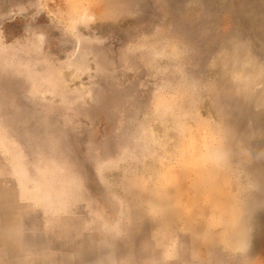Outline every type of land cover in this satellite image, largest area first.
<instances>
[{
    "label": "rangeland",
    "instance_id": "obj_1",
    "mask_svg": "<svg viewBox=\"0 0 264 264\" xmlns=\"http://www.w3.org/2000/svg\"><path fill=\"white\" fill-rule=\"evenodd\" d=\"M263 95L264 0H0V264H264Z\"/></svg>",
    "mask_w": 264,
    "mask_h": 264
},
{
    "label": "bare ground",
    "instance_id": "obj_2",
    "mask_svg": "<svg viewBox=\"0 0 264 264\" xmlns=\"http://www.w3.org/2000/svg\"><path fill=\"white\" fill-rule=\"evenodd\" d=\"M238 1H239V0H238ZM241 3H242V2H241ZM253 3H254V2H253ZM244 4H246V2H245ZM237 5H238V4H237ZM241 5H243V3H242ZM244 6H245V5H244ZM244 6H243V7H244ZM254 6H255V5H254ZM239 7H241V6L238 5V8H239ZM241 8H242V7H241ZM254 10H256V9H254ZM238 11H239L240 14H241V11L243 12V9H241V11H240V10H238ZM249 11H250V10H249ZM249 13H250V12H249ZM254 14H255V13H254ZM241 15H244V14H241ZM249 15H250V14H249ZM255 15H256V14H255ZM244 17H245V16H244ZM246 20H247V19H246ZM251 20H252V19H251ZM258 26H259V25H258ZM256 29H257V28H256ZM259 29H260V28H259ZM254 30H255V29H254ZM257 30H258V29H257ZM236 49H238V48H236ZM236 49H233V51L236 50ZM241 50H242V49H241ZM240 52H241V51H240ZM240 52L237 53L238 56H239V53H240ZM245 52H246V51H245ZM245 52H244V53H245ZM234 53H235V52H234ZM228 54H229V53H228ZM228 54H227V55H228ZM242 54H243V52H242ZM246 54H247V52H246ZM231 55H232V53H231ZM233 55L236 56V54H233ZM233 55H232V56H233ZM234 56H233V58H235ZM238 56H237V57H238ZM237 57H236V58H237ZM239 57H240V56H239ZM242 57H243V55H242ZM247 57H248V55H245V60H246V61L249 60V58L247 59ZM236 58H235V59H236ZM243 58H244V57H243ZM243 58H242V61H244ZM225 63H227V62H225ZM240 64H241V63H240ZM236 65H237V64H236ZM222 66H223V65H222ZM229 66H230V65H229ZM234 66H235V65H234ZM238 67H239V66H238ZM236 68H237V67H236ZM240 68H242V66H241ZM244 68H245V67H244ZM247 68H249V71L251 72V70H250L251 68H250V67H247ZM253 69H254V68H253ZM258 69H259V68H258ZM233 70H234V69H233ZM233 70H232L231 72H233ZM255 70H257V69H255ZM253 71H254V70H253ZM253 71H252V74L255 75L256 73L253 72ZM237 72H238V71H237ZM242 72H243V69H242ZM240 73H241V72H240ZM240 73H239V74H240ZM254 73H255V74H254ZM229 74H230V73H229ZM232 74H233V73H232ZM235 74H236V76H237V73H235V71H234V76H235ZM241 74H242V73H241ZM241 74H240V75H241ZM230 75H231V74H230ZM256 75H257V74H256ZM256 75H255V76H256ZM260 75H261V74H260ZM238 76H239V75H238ZM240 77L243 78L244 76H240ZM240 77H239V78H240ZM247 77H248V75H247ZM228 78H229V77H228ZM244 78H245V77H244ZM258 78H259V77H258ZM248 79L250 80V79H252V77H251V78H248ZM243 80H245V79H243ZM246 80H247V79H246ZM249 80L244 81V82H242V80H241V83H243L242 86L245 85L244 87L246 88V85H247L249 82H251V81H249ZM252 80H253V79H252ZM256 80H257V79H256ZM254 81H255V80H254ZM233 82H234V81H233ZM257 82H258V81H257ZM228 83H230V82H228ZM241 83H240V85H241ZM245 83H246V84H245ZM259 83H260V80H259ZM234 84H235V83H234ZM251 84H252V82H251ZM251 84H250V85H251ZM256 84H258V83H255V86H256ZM236 85L238 86V84H236ZM250 85H248V86H250ZM253 85H254V84H253ZM255 86H252V88L255 87ZM260 86H261V85H260ZM262 86H263V85H262ZM256 87H258V86H256ZM256 87H255V88H256ZM249 88L251 89V87H249ZM235 89H236V88H235ZM240 89H241V88H240ZM231 90H232V89H231ZM245 90H246V89H245ZM247 90H248V89H247ZM261 91H262V90H261ZM232 92H234V91H232ZM238 92H239V91H238ZM238 92L235 91L234 93L238 94ZM244 92H245V91H243V94H242V96L240 97V102H241V101H244L245 99H248V100L251 101V99H252L253 97H254L255 99H256V97H258V96H253L255 93L252 95V90L247 91L245 94H244ZM259 93H260V92H259ZM227 94H229V93H227ZM261 94H262V93H261ZM261 94H260V95H261ZM239 95H240V94H238V96H239ZM260 95H259V96H260ZM261 96H262V95H261ZM261 96H260V97H261ZM260 97H258V98H260ZM236 98H237V97H236ZM262 98H263V100L261 99V100L259 101V104H260L262 101L264 102V95H263ZM252 100H253V99H252ZM235 101H236V100H235ZM257 101H258V99H257ZM236 103H237V102H236ZM256 103H257V102H256ZM241 104H243V102H242ZM254 104H255V103H254ZM254 104H253V106H254ZM261 104H262V103H261ZM249 105H250V104H249ZM256 105H257V104H256ZM243 106H244V104L242 105V108H243ZM247 106H248V105H247ZM248 107H249V106H248ZM250 107H251V106H250ZM254 107H255V106H254ZM256 107H257V106H256ZM256 109H258V107H257ZM256 109H255V110H256ZM260 109H262V108H260ZM242 111H243V109H242ZM244 111H245V110H244ZM244 111H243V112H244ZM263 112H264V111H263ZM248 114H249V112H248ZM256 114H257V113H256ZM258 114H259V115H262V112H261V114H260V113H258ZM253 116H254V114H253ZM243 118H244V117H243ZM249 118H250V117H249ZM241 121H242V120H241ZM241 121H240V122H241ZM247 121H248V120H247ZM247 121H246V122H247ZM246 122H245V124H246ZM249 123H250V122H249ZM249 123H248V124H249ZM238 125H239V123H237V126H238ZM240 125H241V124H240ZM245 126H247V124H246ZM242 128H245V127H242ZM241 130H242V129H241ZM241 130H240V131H241ZM247 130H248V129H247ZM247 130H246V131H247ZM251 130H252V128H251ZM243 131H244V130H242L241 132H243ZM238 133H240V132H238ZM243 134H244V133H243ZM252 134H253V132H252ZM248 135H249V134H248ZM244 136H245V134H244ZM244 136H242V137H244ZM246 136H247V135H246ZM238 137H239V136H238ZM248 137H249V136H248ZM236 139H237V138H236ZM244 139H246V138H244ZM249 139H250V138H249ZM253 139H255V138L253 137ZM239 140H240V139H239ZM243 141H244V140H243ZM249 141H250V140H249ZM247 142H248V141H247ZM246 144H247V143H246ZM249 144H250V142H249ZM262 144H263V142H262ZM253 145H254V144H253ZM253 145H252V146H253ZM254 146H255V145H254ZM254 146H253V148H254ZM262 146H263V145H262ZM247 148H248V147H247ZM263 149H264V148H263ZM254 150L257 151L256 148H254ZM252 151H253V150H252ZM255 151H254V152H255ZM263 151H264V150H263ZM254 152H253V154H254ZM260 153H261V155L263 154V152H260ZM255 155H256V154H255ZM257 155H258L260 158L264 159V157H261V155H259L258 152H257ZM258 156H257V158H259ZM255 157H256V156H255ZM257 158H256V159H257ZM259 161H260V160H259ZM262 169H263V168H262ZM257 174H258V173H257ZM259 176H261L260 178L263 179V177H264V169L261 170V171H259ZM260 182H262V181H260ZM235 234L238 235V238H237V242H238V244L241 245L242 243H244V236H243V233H242L241 231H238V232H236Z\"/></svg>",
    "mask_w": 264,
    "mask_h": 264
}]
</instances>
